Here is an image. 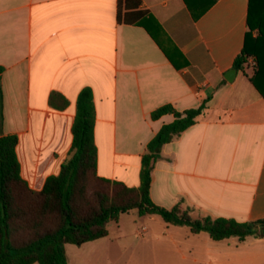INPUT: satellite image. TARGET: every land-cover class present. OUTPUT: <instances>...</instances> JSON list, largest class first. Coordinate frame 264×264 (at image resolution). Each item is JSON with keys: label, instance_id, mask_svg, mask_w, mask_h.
<instances>
[{"label": "crops", "instance_id": "obj_1", "mask_svg": "<svg viewBox=\"0 0 264 264\" xmlns=\"http://www.w3.org/2000/svg\"><path fill=\"white\" fill-rule=\"evenodd\" d=\"M140 2L148 12L141 26L117 22V0H0V135L18 136L22 178L40 191L59 173L85 87L95 106L97 173L129 187L140 184L147 144L174 119L153 120L152 111L206 100L197 122L162 147L151 199L195 218L264 219V96L249 80L255 59L227 78L244 46L249 0ZM53 93L65 108L50 106ZM185 248L189 264H264V236L213 241L202 232Z\"/></svg>", "mask_w": 264, "mask_h": 264}, {"label": "trees", "instance_id": "obj_2", "mask_svg": "<svg viewBox=\"0 0 264 264\" xmlns=\"http://www.w3.org/2000/svg\"><path fill=\"white\" fill-rule=\"evenodd\" d=\"M140 4V0H117V22L143 25L148 12L140 9ZM246 25L244 46L232 67L242 70L248 59L254 58L256 67L249 80L264 96V0H249ZM144 27L156 39L151 29L145 24ZM253 32L257 34L253 36ZM57 98H62L60 105L55 104ZM49 104L63 109L68 102L53 93ZM205 104L206 100L199 107L184 111L165 104L152 111L153 120L166 114L174 119L164 124L147 144L141 157L138 187H129L97 173L95 106L89 87L83 88L77 97L69 157L57 175L46 178L40 191L31 189L21 176L16 153L18 136L0 135V264H68L66 244L81 246L104 238L111 222L117 223L122 214L132 211L139 216H158L167 225L186 227L192 235L207 233L213 241L230 237L243 241L248 236H264V219L238 222L222 217L194 218L179 205L168 209L151 199L152 170L162 147L194 125ZM2 125L0 83V128Z\"/></svg>", "mask_w": 264, "mask_h": 264}, {"label": "rangeland", "instance_id": "obj_3", "mask_svg": "<svg viewBox=\"0 0 264 264\" xmlns=\"http://www.w3.org/2000/svg\"><path fill=\"white\" fill-rule=\"evenodd\" d=\"M190 216L195 218V213ZM154 217L157 220L150 221L135 211L122 214L118 223L108 225V237L101 242L92 247L68 244L69 263L189 264L185 252L188 239H192L189 229L167 225Z\"/></svg>", "mask_w": 264, "mask_h": 264}, {"label": "water", "instance_id": "obj_4", "mask_svg": "<svg viewBox=\"0 0 264 264\" xmlns=\"http://www.w3.org/2000/svg\"><path fill=\"white\" fill-rule=\"evenodd\" d=\"M236 73V70L233 69V70H230L228 73H227V78L229 79V76H234Z\"/></svg>", "mask_w": 264, "mask_h": 264}]
</instances>
